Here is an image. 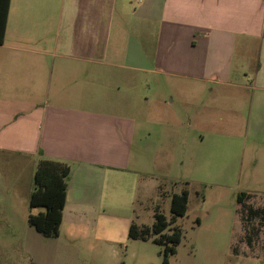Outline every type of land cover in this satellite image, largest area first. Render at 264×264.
I'll return each mask as SVG.
<instances>
[{"label": "crops", "instance_id": "obj_1", "mask_svg": "<svg viewBox=\"0 0 264 264\" xmlns=\"http://www.w3.org/2000/svg\"><path fill=\"white\" fill-rule=\"evenodd\" d=\"M153 74L211 84L216 100L239 94L231 109L244 116L246 177L256 184L245 201L262 207L251 202L264 196V0H10L0 43V225L18 222L28 232L19 243L64 237L116 253L141 240L128 237L132 222L149 225L134 221L142 214L133 152ZM41 158L70 166L56 237L28 223L43 210L29 206L33 183L22 198L3 179L13 164ZM240 222L241 253L264 264V240L255 251L257 234Z\"/></svg>", "mask_w": 264, "mask_h": 264}, {"label": "rangeland", "instance_id": "obj_2", "mask_svg": "<svg viewBox=\"0 0 264 264\" xmlns=\"http://www.w3.org/2000/svg\"><path fill=\"white\" fill-rule=\"evenodd\" d=\"M149 79L151 88L144 89L149 98L138 107L146 114L142 120L143 143L133 152L140 167L135 210L142 214L134 221L151 225L156 206L169 219L171 195L186 189V213L165 230L170 232L174 226L181 230L176 252L169 256L170 264H262L240 251L239 240L245 232L240 213L244 207L237 196L256 184L246 177L250 151L243 142L244 116L242 111L231 109L239 94L227 89L224 97L216 100V91H209L211 84L158 74ZM215 107L220 111L213 114ZM13 165L3 179L11 193L20 191L24 198L36 166L25 160ZM15 179L17 184L13 185ZM17 202L21 214L27 213L28 207L19 199ZM251 203L263 206L264 196L258 195ZM1 212L5 217L4 206ZM27 233L18 222L0 225V264H161L163 245L151 240L130 239L128 248L116 245V253H112L108 246L91 250L78 240L64 237L58 241L32 240L26 247L19 240ZM263 235L261 226L255 251ZM233 246L238 247V254L232 253Z\"/></svg>", "mask_w": 264, "mask_h": 264}, {"label": "trees", "instance_id": "obj_3", "mask_svg": "<svg viewBox=\"0 0 264 264\" xmlns=\"http://www.w3.org/2000/svg\"><path fill=\"white\" fill-rule=\"evenodd\" d=\"M10 0H0V43L3 41L6 28ZM70 175V166L65 162L49 158H41L33 175V190L29 198L30 207H42L43 210L29 214L28 223L45 237H56L62 221V210L66 202L67 180ZM249 194L238 193V202L242 204V217L246 220L248 230L258 234L264 226V206L254 207L246 201ZM247 205V206H246ZM188 207V191L182 189L171 195V217H167L156 206L154 221L151 225H137L132 222L128 229V237L133 239L151 240L163 245L161 264H170L169 256L176 252V245L181 239V230L174 226L170 232L166 228L172 224L177 216L186 213ZM258 219L256 224L250 220ZM264 240V237H263Z\"/></svg>", "mask_w": 264, "mask_h": 264}]
</instances>
